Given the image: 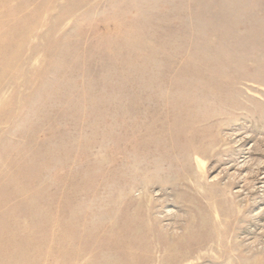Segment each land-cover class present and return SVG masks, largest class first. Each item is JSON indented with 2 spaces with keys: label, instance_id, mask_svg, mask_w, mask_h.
<instances>
[{
  "label": "rangeland",
  "instance_id": "1",
  "mask_svg": "<svg viewBox=\"0 0 264 264\" xmlns=\"http://www.w3.org/2000/svg\"><path fill=\"white\" fill-rule=\"evenodd\" d=\"M0 264H264V0H0Z\"/></svg>",
  "mask_w": 264,
  "mask_h": 264
}]
</instances>
